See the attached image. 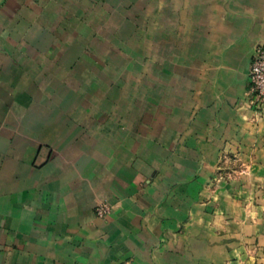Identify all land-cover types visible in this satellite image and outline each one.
Returning <instances> with one entry per match:
<instances>
[{
  "label": "crops",
  "instance_id": "obj_1",
  "mask_svg": "<svg viewBox=\"0 0 264 264\" xmlns=\"http://www.w3.org/2000/svg\"><path fill=\"white\" fill-rule=\"evenodd\" d=\"M92 1L0 0V264L244 256L236 235L264 242V112L248 102L264 0ZM238 148L252 169L217 201L208 183Z\"/></svg>",
  "mask_w": 264,
  "mask_h": 264
},
{
  "label": "rangeland",
  "instance_id": "obj_2",
  "mask_svg": "<svg viewBox=\"0 0 264 264\" xmlns=\"http://www.w3.org/2000/svg\"><path fill=\"white\" fill-rule=\"evenodd\" d=\"M104 3L105 2H100L99 0L92 1V5H93L92 11L98 10L99 7H97V6H100L99 4H104ZM123 3L128 4L129 1L128 0H123V2H118V0L110 1V3H107L108 4L107 12L109 14L114 13L115 7H116V9H117V6H119L121 8ZM125 4H124V6H125ZM129 7L130 6H128L127 8H129ZM97 15L98 16H95L94 19L92 18L91 24H93V23L98 24V20L100 19L99 15H104V13L99 12ZM108 16H105V17H108ZM105 17H104V19H105ZM112 18H113V16L108 17L106 19L109 21ZM100 21L102 22V20H100ZM141 22L143 23L144 19ZM91 28H92V26H91ZM142 34H144V36H146V33H142ZM160 35L161 34H159V35L156 34V40H155L156 41V47H158V48L161 47V42H159L160 40L158 39V37H160ZM157 51H158V49H156V54H157ZM124 53H126L125 50H124ZM144 56L146 57L147 55L144 53ZM123 59H124L122 61V64H123L122 71L123 72H139V73H141L143 71L148 72V66H147L148 64H147V60H145V58L144 59L141 58L140 60L136 59L134 61V63L132 62V64H130L131 62L128 63L129 61H132V60L128 57H125V55H124ZM125 59L129 60V61H125ZM142 59H143V61H142ZM160 59L161 58H159V60ZM159 60L156 61L157 62L156 69H151L153 72L155 71L156 74L157 73L161 74V72H162V69H161L162 62H161V60L160 61ZM135 62H137L138 65ZM131 68H133V70H131ZM251 169H252V162H247L243 159V157L241 156V150L239 148L235 152H232V153L224 152L220 158L219 164H218L217 169H216V173L214 174V176L211 178L210 182L208 183V188H209L212 196H213V194H217V192L220 189L221 184H225V183L232 182V181H239L241 178L248 175V173L250 172ZM212 196H211V198L209 196L210 200H214V199H212L213 198ZM215 197H216V200L218 201V199H219L218 194ZM240 199H243V198L241 197ZM254 199H253V201H254ZM254 202H256V199ZM251 214H253V213H251ZM216 215L220 216V221H219V223H216V224L214 223L215 230L219 231V232H224L226 230V226L228 223L227 222L228 218L226 216L227 212L224 210H219V211L217 210ZM234 220L237 222V224L240 222V221H238V219L234 218ZM249 227H250V229L247 230L248 232H244V236L236 235L239 237L235 238L236 247H238V248L241 247V249H243V250L245 249L244 256L242 255L240 257L238 255V256H235L234 258H230L227 261V264H264V242L260 241V245H258L259 240L257 239V241H256L253 238V234H255L254 233L255 231L252 228V226H249ZM239 232H240V229H239ZM246 238H248V240H246ZM260 246L262 249L260 248Z\"/></svg>",
  "mask_w": 264,
  "mask_h": 264
},
{
  "label": "built area",
  "instance_id": "obj_3",
  "mask_svg": "<svg viewBox=\"0 0 264 264\" xmlns=\"http://www.w3.org/2000/svg\"><path fill=\"white\" fill-rule=\"evenodd\" d=\"M249 105L258 112H264V42L259 44L253 54L249 72ZM96 215L104 218L112 212V206L101 201L96 205Z\"/></svg>",
  "mask_w": 264,
  "mask_h": 264
}]
</instances>
